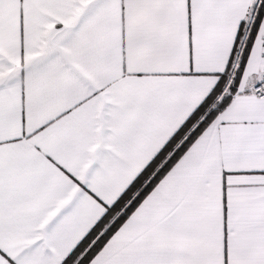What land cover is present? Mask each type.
Returning <instances> with one entry per match:
<instances>
[{
	"label": "snow or ice",
	"instance_id": "6c2138e0",
	"mask_svg": "<svg viewBox=\"0 0 264 264\" xmlns=\"http://www.w3.org/2000/svg\"><path fill=\"white\" fill-rule=\"evenodd\" d=\"M0 264H264V0H0Z\"/></svg>",
	"mask_w": 264,
	"mask_h": 264
}]
</instances>
